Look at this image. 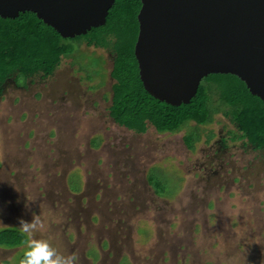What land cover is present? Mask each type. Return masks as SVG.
<instances>
[{
  "label": "rangeland",
  "instance_id": "374dc122",
  "mask_svg": "<svg viewBox=\"0 0 264 264\" xmlns=\"http://www.w3.org/2000/svg\"><path fill=\"white\" fill-rule=\"evenodd\" d=\"M111 68L110 52L81 43L51 76L7 86L0 228L38 214L37 238L78 264H264V151L235 139L208 165L214 143L190 150L184 131L117 125ZM208 129L236 131L221 114ZM150 166L167 177L165 194L147 184ZM23 251L0 247V264H19Z\"/></svg>",
  "mask_w": 264,
  "mask_h": 264
},
{
  "label": "trees",
  "instance_id": "16d2710c",
  "mask_svg": "<svg viewBox=\"0 0 264 264\" xmlns=\"http://www.w3.org/2000/svg\"><path fill=\"white\" fill-rule=\"evenodd\" d=\"M140 7V0H115L103 25L73 38L62 37L31 11L14 18L0 16V94L9 81L27 85L30 78L49 76L63 58H70L85 43L112 55L110 76L114 82L108 111L118 125L136 133L146 132L148 126L159 133L184 131L182 141L192 150L203 137L208 141L214 136L205 127L221 114L238 128L234 139L264 149V100L253 95L236 75L203 77L196 94L180 105L161 101L144 89L134 55ZM146 179L156 193L167 192L168 181L161 168H150ZM23 239L17 228H0V247L22 245Z\"/></svg>",
  "mask_w": 264,
  "mask_h": 264
},
{
  "label": "water",
  "instance_id": "95a60500",
  "mask_svg": "<svg viewBox=\"0 0 264 264\" xmlns=\"http://www.w3.org/2000/svg\"><path fill=\"white\" fill-rule=\"evenodd\" d=\"M134 55L144 89L188 103L211 73L239 77L264 100V0H140ZM115 0H0V16L31 11L62 37L106 21Z\"/></svg>",
  "mask_w": 264,
  "mask_h": 264
},
{
  "label": "clouds",
  "instance_id": "9594fccd",
  "mask_svg": "<svg viewBox=\"0 0 264 264\" xmlns=\"http://www.w3.org/2000/svg\"><path fill=\"white\" fill-rule=\"evenodd\" d=\"M17 228L24 237V251L19 264H78L77 254L64 255L48 239L37 238V233L46 231V224L38 214L33 215L30 221L19 218Z\"/></svg>",
  "mask_w": 264,
  "mask_h": 264
},
{
  "label": "flooded vegetation",
  "instance_id": "af4514ba",
  "mask_svg": "<svg viewBox=\"0 0 264 264\" xmlns=\"http://www.w3.org/2000/svg\"><path fill=\"white\" fill-rule=\"evenodd\" d=\"M87 47H88V45H86ZM96 48H98V47H96ZM61 65V63L59 64V66ZM59 66L57 67V68H59ZM56 68V69H57ZM56 69L53 71V73L56 71ZM52 73V74H53ZM52 74H50L49 76H51ZM44 76H41V78H43ZM46 77V76H45ZM111 77V76H110ZM31 81H33V79L32 78H30L29 79V81L27 82V85H17V84H15V82H13V81H9L7 84H5L4 85V88H3V90H2V92H1V94H0V97L3 95V93H4V91L7 89V86L10 84L11 86H13L15 89H26V88H28V86H29V82H31ZM114 82V81H113ZM113 82H112V84H113ZM112 84H111V87H112ZM111 96H112V92H111ZM111 96H110V104H111ZM110 104H109V106H110ZM109 108V107H108ZM108 114H109V111H108ZM110 116V115H109ZM110 118H111V116H110ZM112 119V118H111ZM113 120V119H112ZM113 122H115L114 120H113ZM215 122V121H214ZM213 122V123H214ZM229 123L234 127V129L236 130V131H231V130H229L228 131V133H226V135H222L221 134V130L219 131V133L218 134H216V133H214V136L211 138V139H209L208 141L206 140V137H203L199 142H202L203 144H204V146H207V145H209V144H212L213 145V143H214V146H215V150H213V153H208V152H206L205 151V153H207L208 155L206 156V158H207V163H208V165L212 162V161H214V159H215V156H216V158H220V157H223V155L225 154V152H226V150L228 149V142L229 141H231V140H235L233 137H234V135H236V134H238L239 133V131H238V128L236 127V125L235 124H233V123H231L230 121H229ZM117 124V123H116ZM212 124V123H211ZM118 125V124H117ZM210 125V124H209ZM120 126V125H119ZM208 126V125H207ZM126 128V127H125ZM206 128V127H205ZM128 129V128H127ZM128 130H130V129H128ZM208 130H211V129H208ZM131 131H133V130H131ZM134 132V131H133ZM134 133H136V132H134ZM139 134V133H138ZM239 140H243L242 141V143L244 144V146L245 147H248V148H250L252 151H264V149H259V148H255L252 144H250V143H247V141L245 140V139H239ZM199 142H197V143H199ZM196 143V144H197ZM189 149V148H188ZM191 150V149H190ZM217 154V155H216ZM152 167H158V166H150V167H148L147 168V172H148V170L150 169V168H152ZM160 168V167H159ZM147 172H146V174H147ZM146 182H147V179H146ZM147 184H149L148 182H147Z\"/></svg>",
  "mask_w": 264,
  "mask_h": 264
}]
</instances>
